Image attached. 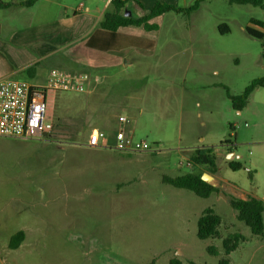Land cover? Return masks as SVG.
<instances>
[{
  "label": "rangeland",
  "instance_id": "1",
  "mask_svg": "<svg viewBox=\"0 0 264 264\" xmlns=\"http://www.w3.org/2000/svg\"><path fill=\"white\" fill-rule=\"evenodd\" d=\"M195 1L182 0L176 7ZM127 9L138 17L132 2ZM163 15L157 46L141 59L143 74L135 66L130 77L115 76L102 107L113 118L125 115L134 138L148 141L152 152L87 147L91 127L103 129L102 120L96 122L101 108L92 105L88 93L47 95V119L69 132L82 127L75 139L0 138V264H218L223 257L230 264H264V237L253 235L230 205L231 197L264 201V88L255 90L241 112L233 109L226 91L238 95L264 77V49L246 32L247 27L264 32L251 22L264 21V10L205 0L189 15L172 11ZM15 24L19 31L26 29L21 22ZM224 24L230 31L221 33L219 26ZM54 58L43 60L35 77L21 72L12 78L42 84ZM77 63L72 60L71 66L56 69H77ZM196 68L204 69L207 81L223 82L227 88L207 90L217 112L206 141L181 142L177 128L182 102L191 112L198 109L189 96L176 93L191 87L182 84L180 89L174 82L187 73L192 76ZM228 140L231 143L225 144ZM194 145L205 146L214 155L213 162L202 168L219 177L217 188L226 200L219 193L201 198L163 182L164 176L199 172L200 166L187 165ZM231 147L240 156V170L227 164L225 152ZM207 208L222 217V238L234 232L247 238L228 256L222 238L197 236L198 219ZM19 231H24L25 240L11 249L10 239ZM209 246L219 255H210Z\"/></svg>",
  "mask_w": 264,
  "mask_h": 264
},
{
  "label": "crops",
  "instance_id": "2",
  "mask_svg": "<svg viewBox=\"0 0 264 264\" xmlns=\"http://www.w3.org/2000/svg\"><path fill=\"white\" fill-rule=\"evenodd\" d=\"M26 1L0 0V80L12 78L21 72L31 76L27 70L37 66L33 75L35 77L42 61L47 58L56 57L53 60L55 63L50 65L51 69L71 66L72 60H76L77 69L68 71L80 70L90 75L91 81L87 93L90 95L92 105L101 108L96 122L100 120L103 123L117 122L119 129L118 119L125 115L120 114L119 117L113 118L112 113L107 110L102 111L107 101V91L113 89L115 76L130 77L135 66L138 73L143 74L144 62L141 59L146 60L152 49L156 48L157 33L160 31L158 23L164 15L149 21V24L158 26L155 30H147L143 26H128L119 28L114 34L100 26L107 12H115V7L111 4L112 0H104L101 7L93 5L89 0H37L31 6L25 5ZM137 1L145 10L152 9L157 2L174 6L182 4V0ZM133 4L139 14L138 17L142 16L144 14L142 8L136 3ZM6 20L11 21L12 24H7ZM16 22H21L26 29L19 31ZM65 51L67 53L63 57L59 56ZM203 71L202 68H196L192 76L189 77L187 73L182 81L174 82V87L180 89L182 84L191 87L188 91L181 89L176 93L179 94L181 91V98L189 96L198 109L191 112L182 102L177 128L181 142L183 139L206 141L209 131L214 128V115L217 112L212 94L207 90L211 87L227 88L223 82L207 81L204 78L207 73ZM214 74L219 76L217 71ZM205 105L208 109L203 111L202 107ZM183 116L187 117L186 121H183ZM129 129L135 135L134 129L130 127ZM106 131L113 132L112 134L116 132ZM204 147L194 145L191 147V154L196 149H204ZM180 150L183 152V149ZM232 155L231 159L240 158L236 152L227 149L225 152L227 160ZM199 172L207 173L202 167L199 168ZM215 177L220 182L219 177Z\"/></svg>",
  "mask_w": 264,
  "mask_h": 264
},
{
  "label": "trees",
  "instance_id": "3",
  "mask_svg": "<svg viewBox=\"0 0 264 264\" xmlns=\"http://www.w3.org/2000/svg\"><path fill=\"white\" fill-rule=\"evenodd\" d=\"M37 0H27L24 4L27 6L33 5ZM85 1V0H82ZM205 0H196L195 3L188 8L176 7L171 4H166L162 2H157L155 6L150 10H145L137 0H112L111 4L115 6V12H107L105 18L101 23V28L104 30L116 31L121 27L128 26H143L147 30H155L158 27L156 25L149 24V21L155 17L161 16L167 12H175L177 14L189 15L198 10L201 2ZM230 4L235 5H251L256 8L264 10V0H227ZM138 4L144 14L140 17H133V15L127 17L125 13L128 12L127 5L129 3ZM252 24L263 28L264 21L262 20H251ZM219 31L221 33H226L230 31L229 26L221 25L219 26ZM246 32L249 36L259 40L264 49V32L256 29L254 27H247ZM151 49V48H149ZM37 66L31 67L27 72L34 77V73ZM264 88V77L253 80L242 93L238 95H233L227 89V96L231 101L233 109L236 111H242L248 104L252 94L257 89ZM96 129V127H91ZM118 129V123L105 121L103 123L102 130L116 131ZM82 131V127L76 129V132H69L58 122L53 124L52 137L61 136L65 138L75 139L76 133L79 134ZM231 141H226L225 144H230ZM223 145V144H222ZM232 152V147L229 148ZM208 154L205 149H196L191 155V160L193 165L198 167L206 166L212 163L213 160L208 159ZM229 168L232 170L242 169V164L237 159L227 160ZM203 173L201 172H190L177 177L164 176L163 182L169 184L178 189H186L193 192L195 195L201 198H209L214 193H219V188L213 187L202 180ZM230 205L234 209L237 215V219L248 226L255 236L264 237V201L256 197H248L247 199H240L236 197L230 198ZM198 232L197 236L200 240H206L209 238H222L221 232L219 230L222 225V217L215 212L213 208H207L203 211L197 222ZM24 231H19L13 235L10 239L9 247L11 249H18L25 240ZM247 238L240 232H234L228 234L222 238V247L224 253L228 256L233 251L237 250L241 243H244ZM207 251L212 256L219 255L218 249L214 246H209ZM179 264V263H172ZM218 264H230L228 258L223 257L218 261Z\"/></svg>",
  "mask_w": 264,
  "mask_h": 264
},
{
  "label": "built area",
  "instance_id": "4",
  "mask_svg": "<svg viewBox=\"0 0 264 264\" xmlns=\"http://www.w3.org/2000/svg\"><path fill=\"white\" fill-rule=\"evenodd\" d=\"M91 77L88 73L75 70L51 69L44 83H28L13 78L0 80V138L31 140L51 138L53 122L47 119L51 92L84 94L88 92ZM119 129L111 135L101 129H92L85 145L90 148H107L117 152H152L151 144L138 140L129 129V119L120 116ZM213 160L214 155L208 154ZM192 166V160L187 159ZM250 172V169H247Z\"/></svg>",
  "mask_w": 264,
  "mask_h": 264
},
{
  "label": "water",
  "instance_id": "5",
  "mask_svg": "<svg viewBox=\"0 0 264 264\" xmlns=\"http://www.w3.org/2000/svg\"><path fill=\"white\" fill-rule=\"evenodd\" d=\"M125 16L129 17V16H131V13L128 11V12L125 13ZM231 158H233V155H232V157L229 158V160H231ZM202 180L204 182H206L207 184L213 186V187H218L219 184H220L218 178H216L215 176H213L211 174H208V173H204L202 175ZM219 194L223 198H225V200L227 199L226 196H225V194L223 193V191L221 189L219 190Z\"/></svg>",
  "mask_w": 264,
  "mask_h": 264
}]
</instances>
